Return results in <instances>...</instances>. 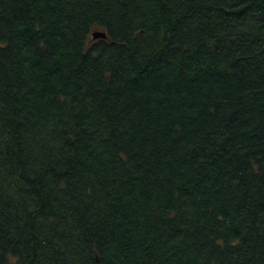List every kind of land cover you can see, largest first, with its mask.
Listing matches in <instances>:
<instances>
[{
	"label": "trees",
	"instance_id": "1",
	"mask_svg": "<svg viewBox=\"0 0 264 264\" xmlns=\"http://www.w3.org/2000/svg\"><path fill=\"white\" fill-rule=\"evenodd\" d=\"M0 264H264V0H0Z\"/></svg>",
	"mask_w": 264,
	"mask_h": 264
},
{
	"label": "water",
	"instance_id": "2",
	"mask_svg": "<svg viewBox=\"0 0 264 264\" xmlns=\"http://www.w3.org/2000/svg\"><path fill=\"white\" fill-rule=\"evenodd\" d=\"M91 39H104L105 35L102 31H94L91 33Z\"/></svg>",
	"mask_w": 264,
	"mask_h": 264
}]
</instances>
